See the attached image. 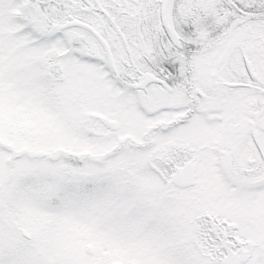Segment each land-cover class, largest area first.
Returning <instances> with one entry per match:
<instances>
[{"label": "snow or ice", "instance_id": "obj_1", "mask_svg": "<svg viewBox=\"0 0 264 264\" xmlns=\"http://www.w3.org/2000/svg\"><path fill=\"white\" fill-rule=\"evenodd\" d=\"M0 264H264V0H0Z\"/></svg>", "mask_w": 264, "mask_h": 264}]
</instances>
